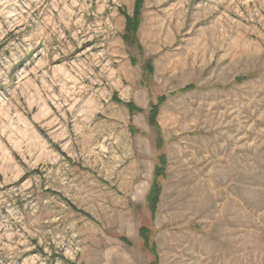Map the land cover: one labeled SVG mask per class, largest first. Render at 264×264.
Wrapping results in <instances>:
<instances>
[{
	"label": "rangeland",
	"instance_id": "rangeland-1",
	"mask_svg": "<svg viewBox=\"0 0 264 264\" xmlns=\"http://www.w3.org/2000/svg\"><path fill=\"white\" fill-rule=\"evenodd\" d=\"M135 3L0 0V264H264V0Z\"/></svg>",
	"mask_w": 264,
	"mask_h": 264
},
{
	"label": "trees",
	"instance_id": "trees-1",
	"mask_svg": "<svg viewBox=\"0 0 264 264\" xmlns=\"http://www.w3.org/2000/svg\"><path fill=\"white\" fill-rule=\"evenodd\" d=\"M141 2L142 0H136V3H135L136 9H135L134 19L132 21L130 20L127 21V25H126L127 30L133 33L135 32V29L137 27L136 19L138 18V9H139ZM157 108H158L157 104L151 107L148 113L149 115L148 124L150 127H152L157 132V146L159 148L161 147V139L159 135V128H158L157 122L155 121L156 114H157ZM165 166H166V162H165L164 155H161L159 156L158 162L154 168L151 186L146 196L147 207L151 215L155 214L156 212V207H157L159 197H160V192H161L160 185H159V179L163 178L165 175ZM139 235L141 239L143 240V247L153 255V261H151L150 264H158V258L155 253L154 244L149 242V239H150L149 232L145 228H140ZM121 241L123 243H126L125 238H121Z\"/></svg>",
	"mask_w": 264,
	"mask_h": 264
}]
</instances>
